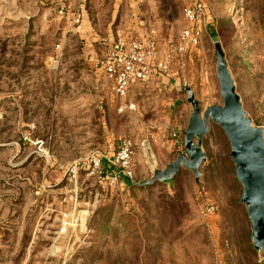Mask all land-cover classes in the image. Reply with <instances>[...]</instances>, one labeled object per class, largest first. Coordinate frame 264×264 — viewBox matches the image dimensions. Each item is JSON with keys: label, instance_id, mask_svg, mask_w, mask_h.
Instances as JSON below:
<instances>
[{"label": "rangeland", "instance_id": "rangeland-1", "mask_svg": "<svg viewBox=\"0 0 264 264\" xmlns=\"http://www.w3.org/2000/svg\"><path fill=\"white\" fill-rule=\"evenodd\" d=\"M197 5L200 43L169 61L191 27L185 8ZM148 37L162 47V72L122 99L93 55ZM217 43L264 130V0H0V264H264L218 125L199 180L185 169L149 188L122 177L149 180L187 155L185 87L202 112L223 106ZM125 139L130 175L113 164ZM97 155L114 183L93 174Z\"/></svg>", "mask_w": 264, "mask_h": 264}, {"label": "water", "instance_id": "water-1", "mask_svg": "<svg viewBox=\"0 0 264 264\" xmlns=\"http://www.w3.org/2000/svg\"><path fill=\"white\" fill-rule=\"evenodd\" d=\"M217 76L220 83L223 106L209 107L202 112L201 103L187 86V103L193 108L189 124L184 132L186 156H179L164 170L155 171L149 180L134 181L123 174L127 185L149 188L157 183H167L183 170H189L196 180L202 176L200 168L206 161L203 141L210 132L211 123L221 127L231 146V158L235 164L238 181L243 187L241 203L251 222L254 248L264 254V130L253 126L243 110L240 96L219 43L215 45Z\"/></svg>", "mask_w": 264, "mask_h": 264}, {"label": "built area", "instance_id": "built-area-1", "mask_svg": "<svg viewBox=\"0 0 264 264\" xmlns=\"http://www.w3.org/2000/svg\"><path fill=\"white\" fill-rule=\"evenodd\" d=\"M184 16L191 27L185 29L180 35V46L178 48L170 47L167 51V58L173 61L175 52H186L190 48L199 45L203 34V23L205 22V11L202 5L187 7L184 10ZM81 15H75L73 26L81 24ZM61 46H58L60 49ZM162 47L153 38L148 37L144 40H136L130 43L119 41L108 55L99 63V68L111 82L115 94L124 99L129 90L138 84L146 83L150 80L154 71L162 72V61L158 59ZM163 69H166L163 66ZM124 108L121 107V111ZM134 156L133 143L125 139L119 147V152L115 158L114 165L130 175L132 160ZM93 174L99 175L101 179L110 180L114 183L116 176L109 177L103 168L102 157L97 155L91 160ZM216 211L213 205L207 208L209 215Z\"/></svg>", "mask_w": 264, "mask_h": 264}, {"label": "crops", "instance_id": "crops-1", "mask_svg": "<svg viewBox=\"0 0 264 264\" xmlns=\"http://www.w3.org/2000/svg\"><path fill=\"white\" fill-rule=\"evenodd\" d=\"M92 61H93V62L96 61L95 63L98 62V65H99V63H100L101 60L99 59V56L96 57V55H93ZM94 66H95V65H94ZM95 67H98V66H95ZM104 77H105V79H106V76H104ZM109 82H110V81H109ZM112 162H113V161H111V159H109L108 164H112ZM105 163H106V162H105ZM107 166H108V165H107Z\"/></svg>", "mask_w": 264, "mask_h": 264}]
</instances>
